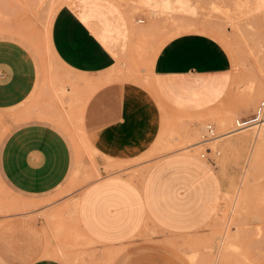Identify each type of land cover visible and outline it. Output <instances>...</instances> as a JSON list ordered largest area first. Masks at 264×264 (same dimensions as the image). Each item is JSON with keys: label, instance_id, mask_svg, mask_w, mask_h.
Returning <instances> with one entry per match:
<instances>
[{"label": "rangeland", "instance_id": "obj_1", "mask_svg": "<svg viewBox=\"0 0 264 264\" xmlns=\"http://www.w3.org/2000/svg\"><path fill=\"white\" fill-rule=\"evenodd\" d=\"M172 1V9L162 11L152 10L144 0H0V38L22 42L37 56L40 88L50 89L49 106L66 114L62 123L74 151L71 179L55 193H22L0 170V257L6 263L17 262L18 256L27 259L30 253L32 258L33 250L47 241L46 255L66 264H264V154L254 167L248 163L249 144L225 149L252 131L247 127L217 137L233 127L222 124L220 118H233L236 128L240 127L237 122L253 117L264 100V0H187L188 10ZM116 3L131 19L132 33L153 35L157 50L177 35L201 32L219 40L233 61L229 91L215 106L199 112H170L160 100L163 124L153 152L129 162L97 154L84 126L87 103L97 86L89 79L84 85L75 82L50 43L53 18L64 4L84 15L104 14L106 19ZM134 14L149 23L141 27ZM149 89L154 92L152 85ZM208 123L215 126L217 135L205 140ZM15 127L11 116L0 112V152ZM197 127H202L201 133ZM167 155L161 167L147 171ZM116 175L143 183L146 202L158 201V213L166 221L196 208L205 223L192 230L171 231L146 222L129 240L102 244L111 241L108 224L118 226L122 216L140 217L138 210H131L141 209L136 206L138 191ZM172 182L186 189V199H174L180 194L166 186ZM108 186L122 189L126 201L119 202L113 191L104 193ZM239 189L246 190V198L241 212L233 213V197ZM118 204L130 207L119 218L111 212ZM26 230L36 231L35 236Z\"/></svg>", "mask_w": 264, "mask_h": 264}, {"label": "crops", "instance_id": "obj_2", "mask_svg": "<svg viewBox=\"0 0 264 264\" xmlns=\"http://www.w3.org/2000/svg\"><path fill=\"white\" fill-rule=\"evenodd\" d=\"M115 5L105 19L104 14L84 15L64 4L53 18L50 43L75 82L84 85L89 79L97 86L87 103L84 124L97 154L103 159L129 162L153 152L150 150L163 124L161 101L170 112H199L215 106L229 91L233 61L219 40L201 32L177 35L157 50L154 36L138 30L132 33L131 19L120 5ZM133 18L141 27L149 23L142 15L134 14ZM40 78L35 53L22 42L0 38V112L10 115L16 126L2 145L0 170L16 190L46 195L67 187L74 151L62 123L67 116L61 106L59 112L49 106L53 95L50 89L40 88ZM169 156L153 163L147 171L161 167ZM114 177L130 182L138 191L136 206L141 209L131 210H138L140 217L122 216L123 223L118 226L108 224L111 241L102 244L123 243L146 222L171 231L192 230L205 223L196 208L166 221L158 213V201L146 202L143 183ZM166 186L179 190L176 201L187 198L186 189L178 182ZM108 189L103 192L113 191L119 202L126 201L122 189ZM129 208L118 204L111 207V212L119 218ZM145 212L150 216L146 217ZM118 230L121 232L115 236ZM26 232L36 234L33 230ZM46 254L47 241L44 247L33 250L32 258L31 253L27 259L18 256L12 264H66ZM2 259L0 264H9Z\"/></svg>", "mask_w": 264, "mask_h": 264}, {"label": "bare ground", "instance_id": "obj_3", "mask_svg": "<svg viewBox=\"0 0 264 264\" xmlns=\"http://www.w3.org/2000/svg\"><path fill=\"white\" fill-rule=\"evenodd\" d=\"M144 2L151 7L152 10L161 9L162 11L170 10L173 7V1L172 0H144ZM177 3L181 6L183 10H188L189 3L187 0H177ZM220 121L222 124L229 123L230 125H233L232 129L228 132L219 135L220 136H229L235 133L236 131L241 132L239 128L247 127L245 130L251 129L252 131L247 134L243 135L239 138H237L235 141L230 142L227 147H225L226 150L231 149L234 145H247L249 144L251 146L249 157H248V163L251 166L257 167L260 164V161L262 159V156L264 154V116L261 117L257 121H250L249 123L237 127L234 125V119L233 118H227L222 117L220 118ZM198 128V127H197ZM240 130V131H239ZM244 130V129H243ZM202 132V127L197 129V133ZM237 133V132H236ZM216 138V137H215ZM216 144H213L215 146ZM235 198L234 199V205H233V213L237 211L241 212L240 209L242 207V203L244 202L246 198V190H236Z\"/></svg>", "mask_w": 264, "mask_h": 264}, {"label": "built area", "instance_id": "obj_4", "mask_svg": "<svg viewBox=\"0 0 264 264\" xmlns=\"http://www.w3.org/2000/svg\"><path fill=\"white\" fill-rule=\"evenodd\" d=\"M264 116V100L261 101L258 106L256 107V110H255V113L253 114V117L249 118V119H246V120H239L237 122L238 126H243L247 123H249L250 121H257L259 120L261 117ZM217 135V132H216V128L213 124L211 123H208L206 125V128H205V134H204V139L205 140H210L212 138H215ZM201 157L205 158L206 157V154L205 153H202L201 154Z\"/></svg>", "mask_w": 264, "mask_h": 264}]
</instances>
